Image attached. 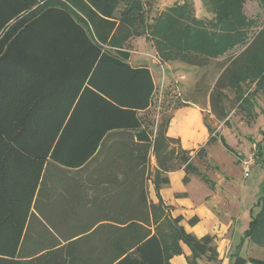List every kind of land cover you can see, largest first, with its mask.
<instances>
[{
    "label": "trees",
    "instance_id": "16d2710c",
    "mask_svg": "<svg viewBox=\"0 0 264 264\" xmlns=\"http://www.w3.org/2000/svg\"><path fill=\"white\" fill-rule=\"evenodd\" d=\"M203 1L212 13L207 19L196 18L188 3L159 11L156 0H0V264H170L181 244L191 252L189 264L216 262L214 237L186 232L181 216L165 212L159 194L169 186L165 174L185 164L187 152L166 135L171 118L154 132L145 125L155 85L147 67L129 64L126 46L132 32L143 35L146 27L163 61L204 67L249 38L247 1L264 12V0ZM250 37L240 54L221 61L213 112L222 96L217 87L232 89L240 107L250 103L246 82L254 81L251 96L264 86V25ZM203 124L210 145L214 132ZM195 153L201 156L204 146ZM151 154L156 204L146 191ZM51 165L86 179L64 180L51 195L57 178ZM184 172L187 185L195 168L187 163ZM59 196L62 220H74L61 231L54 227L62 232L56 236L44 223L52 222ZM254 207L230 264H264L240 255L245 240L264 248V179ZM32 217L44 225L34 242ZM198 222L194 216L187 225Z\"/></svg>",
    "mask_w": 264,
    "mask_h": 264
},
{
    "label": "rangeland",
    "instance_id": "374dc122",
    "mask_svg": "<svg viewBox=\"0 0 264 264\" xmlns=\"http://www.w3.org/2000/svg\"><path fill=\"white\" fill-rule=\"evenodd\" d=\"M183 3H188L192 7L193 15L198 19L212 17L208 2L203 0H156L154 8L163 11L172 7L174 4L181 5ZM245 4L243 6L242 16H244L246 21L252 22V24L249 23L247 27L249 28V38H247V40H249L251 34H257L260 29H262L264 25V12L259 5L255 3L252 4L247 1ZM247 40L244 45L234 47L230 53L228 52L210 61V63L204 67L196 68L194 72V68L184 65L178 60L163 61L156 54V49L153 46V41L155 40L146 27L143 35L132 32V37L128 39L126 45L130 52L129 62L132 65L148 66L153 71L155 92L150 109L146 115L147 123L145 125L147 128L154 132L160 120L172 118V125H175V127L183 133L185 142H187L189 146H197L196 148L184 149L180 142L182 150L187 152L184 158L186 157L188 161L181 165L180 168L170 173L180 171L183 172L185 176V165L187 163L193 165L195 172L187 175L188 184L184 186L192 203L195 206L202 205L209 208L215 218L221 223H228L234 220L236 216H240L238 221L239 225L243 224L245 228L247 220L250 217V212L256 213L258 211V209L254 207V204L260 195L261 184L264 179L263 166L261 162L257 160L256 156L257 150L259 149L257 148L258 144H260L264 152V86L259 88L257 94L251 96L250 93H252L255 88V84H253L254 81L252 83L246 82V97L249 94L247 98L250 100V103L241 105L240 107L235 104L234 93L232 89L228 87H224L223 89L220 87L216 88V90L222 91V96L217 98L219 99L220 105L216 108L215 112H213V102H211V100L216 98L213 90L221 74L220 67L223 63L221 61L230 56H237L240 54L243 49L246 48ZM189 100L193 101L195 104L189 103ZM183 104H186L188 107H193V105L197 107L202 118L200 119L199 114L197 119L198 122H200V126H195L193 118L187 113L178 110L180 108H177V106ZM218 108L221 109L219 110ZM223 116L225 117L223 118ZM203 119L214 132L215 142L210 145H206L209 134L203 124ZM221 138L227 147L220 143L219 139ZM178 140L180 141V139ZM203 146L204 153L199 157L196 156V150ZM227 148L231 149L232 152L227 150ZM250 156L252 157L253 163L249 169L248 175H244L241 163ZM49 169L50 172L53 173V171H55L57 173V175H55L57 178H55V181L52 183L55 187L50 186L52 191L50 192L51 195H58L62 190V185H65L64 180L67 181L72 179L73 182L75 176L76 178L78 176L79 182L83 184L86 179V175L83 173L76 174L69 171L65 173L53 165H51ZM156 169L157 163L153 154H151L149 175L146 182L148 201L151 204L153 202L150 198H156L152 183ZM170 173L165 174L168 179ZM161 176L163 175L161 174ZM204 179L207 183L203 181ZM50 187L48 185V188ZM51 195L49 196L50 198ZM156 200L158 202L157 198ZM62 202L63 199L59 196L55 200L54 210L50 212L52 222L49 221L48 223H44L47 228L46 230H49V232L56 236L60 235L62 232L56 234V231L53 229L54 227L61 231L65 225H71L69 220L65 221L66 219L64 218L62 220V216L65 214V211L62 212ZM163 206L166 208V214L171 216V206H165L164 204ZM60 220H62V223H60ZM55 224L57 226H55ZM44 225L39 223L35 217L31 218L28 233L29 239L32 242L40 238L38 237L39 231L42 230V226ZM181 225L183 226L182 222ZM183 228L185 230L184 226ZM214 243L216 245V251L218 247L221 249L220 246L222 245L218 244V240H215ZM235 244H237V241L234 242L233 246ZM233 246L229 252H231ZM180 248L182 254L171 257L169 260L170 264H173L171 260L174 257L181 256L185 259L186 264H189L188 257L191 252L185 245L181 244ZM184 248L187 250L186 254ZM260 250L259 254H257L258 258L264 260V249ZM217 254L218 257L216 262H207L201 259L199 263L219 264L221 261H219L218 251ZM241 256L247 258L249 254L247 252H241Z\"/></svg>",
    "mask_w": 264,
    "mask_h": 264
},
{
    "label": "crops",
    "instance_id": "0c3cea01",
    "mask_svg": "<svg viewBox=\"0 0 264 264\" xmlns=\"http://www.w3.org/2000/svg\"><path fill=\"white\" fill-rule=\"evenodd\" d=\"M248 3H255L256 5L257 2L255 1H248ZM246 5V4H245ZM258 7V6H257ZM129 64L133 67H138V66H143V65H132L130 62ZM148 68V70L150 71V74L152 76L153 82H154V77H153V71L150 67L145 66ZM196 68L193 69V72L195 71ZM154 95V94H153ZM152 99L151 98V103H152ZM189 103H193V101L189 100ZM185 103V101H184ZM195 104V103H193ZM181 112H185L187 113L191 118H193V123L195 124V126H200V122H198V117H199V110L197 109V107H195V105H193V107H182L180 109ZM172 119V118H171ZM170 119L169 121V125H168V129L166 131V135L169 138H173V139H180L181 142V146L184 149H191V148H196L197 146H193V145H188L187 142H185L184 137H183V133L178 130L175 125H172V120ZM200 119L201 118V114H200ZM205 129V128H204ZM177 130V131H176ZM179 131V132H178ZM117 135L112 136L111 138H109V145H111L110 143H115L113 141H115ZM117 140V139H116ZM54 166V165H53ZM56 167V166H55ZM52 173V172H50ZM169 186L166 189H162L160 191V196L161 199L163 201V204L165 206H171L170 208V214L172 217H177V216H181L183 218L182 224L185 227V230L188 233H192L194 235H196L197 237H202L204 235H211L212 237H214V240H218V244L222 245L220 246L221 249L218 247L217 251L219 253V261H221V263L219 264H230V255L233 254L235 247L239 244V241L241 239V237L243 236V232L246 230L248 223L250 221V217L247 220V225L246 228L245 226L239 225V218L240 216H236V218H234V220L229 221L228 223H221L220 221L217 220V218H215L214 214L212 213V211L207 208L206 206H195L192 201L189 198V194L188 192L184 189V186L182 184V179L184 176L183 172L177 171L174 173H170L169 175ZM180 193H186V197L183 198H176L175 194H180ZM90 197V195H89ZM150 200L153 203H156L157 200L154 197H151ZM84 202V201H83ZM91 206L90 204L88 205V207ZM197 217L199 219V222L194 225V226H189L187 225V220H189L192 217ZM250 216V214H249ZM83 217V216H82ZM121 218H119L118 220H120ZM72 220H74V216H70L69 222H71ZM106 222H114L113 220L111 221H100V223H106ZM242 229V230H241ZM229 230V232H228ZM226 235V236H225ZM228 236V237H227ZM237 241V244H234V242ZM233 246L231 252L230 249ZM260 249H264L263 247H259L256 246L255 244H252L250 242H248L247 240L244 241L242 247L240 248V255L241 252H247L249 254V257L247 258H254V259H258L261 261H264L262 259L258 258L259 252L261 251ZM185 254L187 252L186 248H184ZM171 263L173 264H186L185 259H183V256L181 257H174L171 260Z\"/></svg>",
    "mask_w": 264,
    "mask_h": 264
},
{
    "label": "built area",
    "instance_id": "2783aa9c",
    "mask_svg": "<svg viewBox=\"0 0 264 264\" xmlns=\"http://www.w3.org/2000/svg\"><path fill=\"white\" fill-rule=\"evenodd\" d=\"M252 163H253V160H252V157L251 156L248 157L246 160H243L242 161L241 164H242V169H243L244 175H248L249 169H250Z\"/></svg>",
    "mask_w": 264,
    "mask_h": 264
}]
</instances>
